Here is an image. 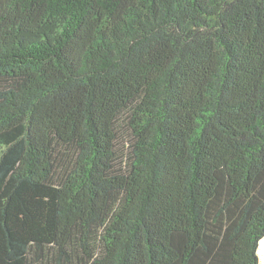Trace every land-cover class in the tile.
I'll return each mask as SVG.
<instances>
[{
  "label": "trees",
  "instance_id": "trees-1",
  "mask_svg": "<svg viewBox=\"0 0 264 264\" xmlns=\"http://www.w3.org/2000/svg\"><path fill=\"white\" fill-rule=\"evenodd\" d=\"M264 0H0V264H261Z\"/></svg>",
  "mask_w": 264,
  "mask_h": 264
},
{
  "label": "bare ground",
  "instance_id": "bare-ground-1",
  "mask_svg": "<svg viewBox=\"0 0 264 264\" xmlns=\"http://www.w3.org/2000/svg\"><path fill=\"white\" fill-rule=\"evenodd\" d=\"M260 248L261 249H259V253L262 254L263 249H264V240L261 242Z\"/></svg>",
  "mask_w": 264,
  "mask_h": 264
},
{
  "label": "rangeland",
  "instance_id": "rangeland-1",
  "mask_svg": "<svg viewBox=\"0 0 264 264\" xmlns=\"http://www.w3.org/2000/svg\"><path fill=\"white\" fill-rule=\"evenodd\" d=\"M260 258H261V263L264 264V249H263L262 254H260Z\"/></svg>",
  "mask_w": 264,
  "mask_h": 264
},
{
  "label": "crops",
  "instance_id": "crops-1",
  "mask_svg": "<svg viewBox=\"0 0 264 264\" xmlns=\"http://www.w3.org/2000/svg\"><path fill=\"white\" fill-rule=\"evenodd\" d=\"M262 264V263H261Z\"/></svg>",
  "mask_w": 264,
  "mask_h": 264
}]
</instances>
